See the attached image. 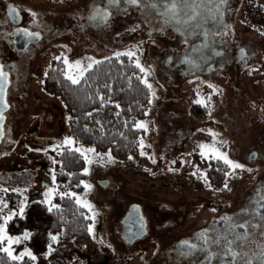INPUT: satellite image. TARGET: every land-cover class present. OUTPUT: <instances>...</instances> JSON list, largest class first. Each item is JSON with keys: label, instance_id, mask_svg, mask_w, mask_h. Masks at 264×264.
I'll return each instance as SVG.
<instances>
[{"label": "rangeland", "instance_id": "rangeland-1", "mask_svg": "<svg viewBox=\"0 0 264 264\" xmlns=\"http://www.w3.org/2000/svg\"><path fill=\"white\" fill-rule=\"evenodd\" d=\"M6 1L0 0V71L7 76L3 91V103L7 108L3 110L0 126V225L4 229L8 225V232H4L6 237L19 240L11 245L12 256L27 251L35 257L23 255L31 259V264H78V252L87 253L91 258L95 254L96 258L97 249L106 247L113 254L121 246L115 235L118 221L115 216L118 218L126 203L141 205L149 196L173 200L193 196L204 187L210 189L204 176L205 169H216L210 160L224 161L226 157L232 164L241 166L233 168L227 164L230 169H242L249 164L264 165V142L256 139L257 134L264 135V125L259 124L264 122V30L237 26L238 34H246L247 39L260 44L261 55L252 63L256 67L254 71L244 77L231 69L225 81L228 84L215 78L196 79L192 83L175 73L166 74L163 66L156 73L155 63L146 62L143 66L140 61L142 47L138 42L124 39L116 49L102 50L103 55L94 53L96 46H90L85 38L96 41L98 36L89 29L87 12L99 9L115 13L124 7L120 0L117 8L111 7L116 3L109 0H9L20 14L22 31L38 34L37 41L23 50L14 47L15 26L3 12ZM255 7H252L253 12L264 7V0H258ZM99 21L97 18L96 22ZM173 40L176 43L177 38ZM115 50L134 53L144 69L143 81L151 85L150 105L137 123L145 125L144 135L138 155L125 161L113 160L108 152L79 147L85 160L81 189L66 191V194L74 197L88 212L91 231L84 243L57 245L53 236L45 232L48 219L44 211L52 204L55 194H65L58 193L54 186V157L62 147L69 146L65 141L71 137L61 102L43 90L42 82L53 61L62 60L66 69L72 64L73 69L80 71L66 72V76L78 79L89 64L114 55L107 52ZM83 53L86 54L77 65L76 59ZM34 128L37 141L42 145L30 149L19 137ZM88 149L92 151H86ZM9 151L11 153L7 154ZM249 152L256 153V162L247 159ZM40 180L51 184V188L41 192L45 202L44 207L36 209L35 217L41 221L35 226L38 232L29 235L26 226L23 233L14 235L18 223L15 218L27 206V189L38 187ZM103 181L107 182L105 186L100 184ZM8 216L11 219L5 224ZM4 247H9L6 241L0 243V249Z\"/></svg>", "mask_w": 264, "mask_h": 264}, {"label": "flooded vegetation", "instance_id": "flooded-vegetation-1", "mask_svg": "<svg viewBox=\"0 0 264 264\" xmlns=\"http://www.w3.org/2000/svg\"><path fill=\"white\" fill-rule=\"evenodd\" d=\"M140 1L137 10L133 6H125L126 3L120 0L124 7L119 10L110 8L115 13H108L106 22L101 18L103 10L87 12L89 29L98 36L96 41L85 38L90 46H96L94 53L103 55L102 50L116 49L124 39L138 42L142 47L140 61L143 66L146 62L155 63L156 73L163 66L166 74L175 73L187 82L215 78L226 83L231 69L240 76L256 69L252 63L261 55L260 44L247 39L246 34H238L237 26L264 30V7L252 11V7L256 9L258 0H174V12H168L165 7H171L173 0ZM10 6L15 8L12 2L6 1L4 15L15 26L14 32L22 30L16 8L20 21L13 23L10 20L7 13ZM110 6L117 8V3ZM93 16L100 18L99 23L91 19ZM174 37L177 38L176 43ZM107 53L117 55L124 52L115 50ZM85 54L76 59L77 65L81 64L79 59ZM131 58L136 61L135 56ZM71 62L69 60L68 64ZM72 66L67 67L68 74L80 71ZM227 88L230 89L229 86ZM248 88L245 86L246 90ZM259 124L264 125V122ZM36 135L35 128L28 129L19 138L25 147L32 149L42 145ZM256 139L264 142V135L257 134ZM247 159L256 162V153H247ZM38 164L36 161L35 165ZM204 176L210 189L204 187L193 196L180 195L184 197L173 200L147 196L141 205L126 203L118 218L115 216L118 219L115 235L120 249L112 254V250L100 247L96 252L98 257L95 258L94 254V259L87 253L81 255L78 252L76 263L245 264V261H250L251 264H264V165L205 169ZM50 188L51 184L40 180L38 187L27 189V206L15 218L18 223L13 231L19 227L24 231L27 226L29 235L38 232L35 226L41 221L35 217L36 209L44 207L41 192ZM8 230L7 225L5 231ZM40 232L43 233V229ZM20 233L13 232L14 235ZM228 241L233 243L229 245ZM187 244L196 247L189 249ZM229 248L237 253L235 259L229 254Z\"/></svg>", "mask_w": 264, "mask_h": 264}, {"label": "trees", "instance_id": "trees-1", "mask_svg": "<svg viewBox=\"0 0 264 264\" xmlns=\"http://www.w3.org/2000/svg\"><path fill=\"white\" fill-rule=\"evenodd\" d=\"M136 64L127 55H109L85 69L75 85L67 78L62 60L53 61L47 68L42 88L61 102L72 140V145L62 147L54 157V186L58 193L65 194H55L45 212V232L56 237L57 245L72 246L89 239L88 212L66 194L81 189L85 160L79 147L108 152L116 161L138 155L144 130L137 123L145 116L151 94ZM209 162L216 169H230L222 160ZM22 231L19 227L13 232ZM0 264H31V259L23 256L14 260L0 251Z\"/></svg>", "mask_w": 264, "mask_h": 264}, {"label": "snow or ice", "instance_id": "snow-or-ice-1", "mask_svg": "<svg viewBox=\"0 0 264 264\" xmlns=\"http://www.w3.org/2000/svg\"><path fill=\"white\" fill-rule=\"evenodd\" d=\"M109 2L110 3H118L119 0H109ZM123 2L126 3V4H128V5H130V6H139V4H140V0H123ZM165 7H166V10L168 12H174L175 11V7H176L174 0H173V2L171 4V7H169L168 5H166ZM10 12L11 13H16V9L15 8H12L10 6ZM97 12H99V10H97ZM107 17H108V13L107 12H104V13L101 14V18L104 19L105 22L107 21ZM91 19H96V16L91 17ZM24 35H26V36H36L38 38V34L31 33V32H27V31L24 32ZM119 55H127V56H129L131 58L134 55V53H132V52H128V53H117V56H119ZM91 67H92V64H89L88 65V68L90 69ZM136 67L140 68V71L141 72H144V69L140 66V64L138 62L136 64ZM67 78L70 79L71 80V83L74 84V85L79 83V80L77 78H73L72 76H69ZM6 81H7L6 74H4L2 71H0V99H2V97H3V89H4V85H5ZM147 87L151 88V85H147ZM6 108H7V105L6 104L3 105V108H0V121L3 120V109H6ZM137 127L138 128H144L145 125H143V124H137ZM65 144L66 145H71L72 144V141L71 140H66L65 141ZM201 147H204V146H201ZM86 151H92V150L91 149H88ZM83 154L84 153L82 152L81 155H83ZM141 154L143 155V153H141ZM201 155H203V153H201ZM219 158L220 157H218V159ZM224 162L226 164H228L230 167H233V168H239V167H241L238 164H232L230 161L227 160L226 157L224 158ZM85 171H87V169H85ZM53 180H55V176H53ZM225 187H227V185H225ZM5 191H7V189H5ZM262 207H264V204H262ZM49 210H51V209H49ZM21 211H22V209H21ZM8 219H11V216H8V217H6L4 219V223L5 224L7 223ZM239 226L240 227H243L244 225H239ZM89 231H91V229H89ZM4 232H5L4 226L3 225H0V243H3L4 241H6L9 247H4V248H2L0 250H3L4 252H7L8 255L10 257H12V259H14V260H20V259H22L23 258V255H27V256L31 257L32 259H35V257L32 256V253L31 252H27V251L25 253H22L21 255L12 256V251L10 250L11 245L14 244V243H19V240L18 239H13L11 237H6L5 234H4ZM24 238L25 239L28 238V234L27 233H25ZM52 240L55 241L56 240V237L53 236L52 237ZM232 243H233V241H228V244L229 245H231ZM186 246L189 249H192V248H195L196 247V245H192V244H187ZM49 251H51V248L49 249ZM229 254L233 257V259H235V257L237 256V253L236 252H232L231 251V248H229ZM209 259H210V257H209ZM245 264H251V262L250 261H245Z\"/></svg>", "mask_w": 264, "mask_h": 264}, {"label": "water", "instance_id": "water-1", "mask_svg": "<svg viewBox=\"0 0 264 264\" xmlns=\"http://www.w3.org/2000/svg\"><path fill=\"white\" fill-rule=\"evenodd\" d=\"M7 13H8L10 20L13 23H19V21H20L19 18L17 17L16 13L10 12V7L7 8ZM24 32L25 31H22L19 29L14 32V35H13L14 47L17 50H23L27 46V44L37 41L36 36H26V35H24ZM3 91H4V89H3ZM3 105H4V103H3V97H2V99H0V108H3ZM0 126H1V121H0ZM252 158H253V156H252ZM101 184L103 186H105L107 184V182H103Z\"/></svg>", "mask_w": 264, "mask_h": 264}]
</instances>
